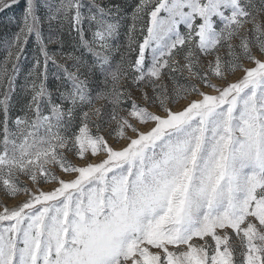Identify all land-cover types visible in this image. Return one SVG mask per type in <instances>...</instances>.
I'll list each match as a JSON object with an SVG mask.
<instances>
[{"label": "snow or ice", "instance_id": "1", "mask_svg": "<svg viewBox=\"0 0 264 264\" xmlns=\"http://www.w3.org/2000/svg\"><path fill=\"white\" fill-rule=\"evenodd\" d=\"M0 264H264V0H0Z\"/></svg>", "mask_w": 264, "mask_h": 264}]
</instances>
